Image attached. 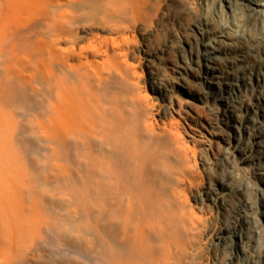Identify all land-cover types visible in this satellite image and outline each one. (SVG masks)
I'll use <instances>...</instances> for the list:
<instances>
[{"label":"bare ground","instance_id":"obj_1","mask_svg":"<svg viewBox=\"0 0 264 264\" xmlns=\"http://www.w3.org/2000/svg\"><path fill=\"white\" fill-rule=\"evenodd\" d=\"M145 3L0 1V264H187L183 232L197 214L174 193L188 174L182 142L149 111L130 62L119 59L120 36L78 43L83 18L119 29ZM213 3L225 30L191 47L192 67L217 100L208 104L216 124L229 138L237 133L228 159L236 160L246 133L253 149L238 162L258 158L247 181L257 211L239 206L217 242L233 246L230 264H264L243 245L247 233L248 252L263 246L256 223L264 215V99L242 102V115L237 105L243 86L264 88V73L217 65L220 37H243L252 19L262 20L256 41L264 39V0ZM17 64L39 72L15 74ZM222 182L241 197L233 181ZM209 197L222 203L218 192Z\"/></svg>","mask_w":264,"mask_h":264},{"label":"rangeland","instance_id":"obj_2","mask_svg":"<svg viewBox=\"0 0 264 264\" xmlns=\"http://www.w3.org/2000/svg\"><path fill=\"white\" fill-rule=\"evenodd\" d=\"M0 1L4 6L5 0ZM213 4V0H146L139 11L125 17L119 29L97 24V17L91 18L92 21L83 18L77 29L80 36L78 43L87 44L111 35L123 39L121 47L124 54L119 59L130 62L132 80L136 82V88L156 121L159 124L168 123L182 142L188 174L182 175L174 193L186 211L192 210L197 214L183 232L182 249L187 264H230L229 255L233 246L219 244L218 235L234 224V215L239 206H244L249 212L257 211L255 192L247 181L258 165L253 161L258 158L251 159L247 164L238 162L244 153L252 151V138L247 133L240 136L238 139L242 149L236 152L235 161L232 156L228 159L229 153L225 150L227 147L233 149L237 133L229 138L216 124L217 116L208 109V104H217V100L210 93L212 89L209 86L201 85L197 67H192L197 64L190 58L191 47L196 48L202 40L214 39L225 30L224 22L216 16ZM261 22L260 18L252 19L251 27L241 38L220 37L225 42H218L221 45L217 60L219 68H235L242 72L249 69L247 66L254 65L256 71L264 73V39L259 43L256 41L262 30ZM200 28L204 30V36L199 34ZM62 45L66 46L67 43L62 42ZM4 63V60L0 62L2 75L5 73ZM17 65L15 74L25 75L29 79L39 72L37 67H28V71L22 72V65ZM243 88L237 97L241 115L244 114L240 110L242 102L257 101L259 97L264 99V88L256 85ZM229 180L240 188L241 197L226 193L222 181ZM216 192L223 198L217 206L209 197ZM257 217L259 222L256 226L261 231L263 246L248 252L253 243L247 241V233L243 237L244 247H249L247 253L250 260L264 256V215L257 212Z\"/></svg>","mask_w":264,"mask_h":264}]
</instances>
